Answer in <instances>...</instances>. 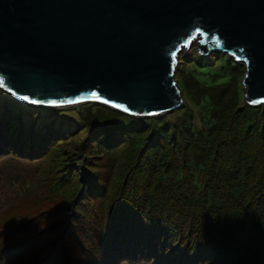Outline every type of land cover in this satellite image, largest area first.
Instances as JSON below:
<instances>
[{
  "label": "trees",
  "instance_id": "16d2710c",
  "mask_svg": "<svg viewBox=\"0 0 264 264\" xmlns=\"http://www.w3.org/2000/svg\"><path fill=\"white\" fill-rule=\"evenodd\" d=\"M224 57L149 117L0 89V264H264V103Z\"/></svg>",
  "mask_w": 264,
  "mask_h": 264
},
{
  "label": "water",
  "instance_id": "95a60500",
  "mask_svg": "<svg viewBox=\"0 0 264 264\" xmlns=\"http://www.w3.org/2000/svg\"><path fill=\"white\" fill-rule=\"evenodd\" d=\"M193 40L242 63L244 100L264 103V0H0V89L42 107L107 100L155 116L182 106L175 71Z\"/></svg>",
  "mask_w": 264,
  "mask_h": 264
},
{
  "label": "rangeland",
  "instance_id": "374dc122",
  "mask_svg": "<svg viewBox=\"0 0 264 264\" xmlns=\"http://www.w3.org/2000/svg\"><path fill=\"white\" fill-rule=\"evenodd\" d=\"M197 44H198V41L193 40L187 46L181 48V50L178 54V57L180 56V58H179L180 62H178L177 68L179 65H181V66L187 65V67H189V65L197 64L196 62L199 61L200 66H198L197 69L202 70V71L213 72V71H217V69H219L220 66L227 63L226 57H224V56H228L231 60L234 61V59L232 57H230L228 54H225L223 52H217V53H220V55L214 56V57H217V59H214L213 56H211L213 51H210L207 54L205 53V54L201 55L196 50ZM221 54L224 56H222ZM239 64H241V66L244 68V65L242 63H239ZM192 68L193 67H191V66L189 67V69H192ZM243 75H244V73H243ZM243 75H242V77H243ZM241 81H242V78H241L240 82ZM0 97L2 98V94H0Z\"/></svg>",
  "mask_w": 264,
  "mask_h": 264
},
{
  "label": "snow or ice",
  "instance_id": "6c2138e0",
  "mask_svg": "<svg viewBox=\"0 0 264 264\" xmlns=\"http://www.w3.org/2000/svg\"><path fill=\"white\" fill-rule=\"evenodd\" d=\"M173 56H175V53H173ZM0 84H2V81H0ZM93 95H95V94H93Z\"/></svg>",
  "mask_w": 264,
  "mask_h": 264
}]
</instances>
